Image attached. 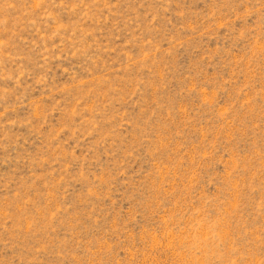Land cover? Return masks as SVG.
I'll use <instances>...</instances> for the list:
<instances>
[{"label":"rangeland","instance_id":"obj_1","mask_svg":"<svg viewBox=\"0 0 264 264\" xmlns=\"http://www.w3.org/2000/svg\"><path fill=\"white\" fill-rule=\"evenodd\" d=\"M0 264H264V0H0Z\"/></svg>","mask_w":264,"mask_h":264}]
</instances>
